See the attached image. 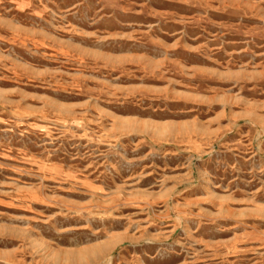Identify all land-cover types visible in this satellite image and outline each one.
Returning a JSON list of instances; mask_svg holds the SVG:
<instances>
[{"label":"rangeland","instance_id":"1","mask_svg":"<svg viewBox=\"0 0 264 264\" xmlns=\"http://www.w3.org/2000/svg\"><path fill=\"white\" fill-rule=\"evenodd\" d=\"M0 264H264V0H0Z\"/></svg>","mask_w":264,"mask_h":264}]
</instances>
